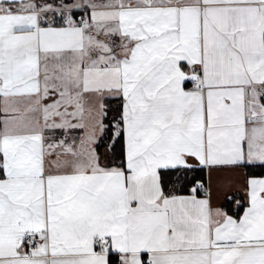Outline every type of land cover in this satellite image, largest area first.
I'll use <instances>...</instances> for the list:
<instances>
[{
  "label": "snow or ice",
  "instance_id": "1",
  "mask_svg": "<svg viewBox=\"0 0 264 264\" xmlns=\"http://www.w3.org/2000/svg\"><path fill=\"white\" fill-rule=\"evenodd\" d=\"M0 264H264V0H0Z\"/></svg>",
  "mask_w": 264,
  "mask_h": 264
}]
</instances>
